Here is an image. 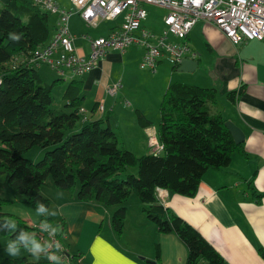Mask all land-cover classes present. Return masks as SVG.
I'll return each mask as SVG.
<instances>
[{"label": "crops", "instance_id": "0c3cea01", "mask_svg": "<svg viewBox=\"0 0 264 264\" xmlns=\"http://www.w3.org/2000/svg\"><path fill=\"white\" fill-rule=\"evenodd\" d=\"M67 1L68 6L57 5L71 9V3ZM47 19L51 35L56 16L51 14ZM119 23L120 19L100 21L89 27L77 13L71 14L68 29L74 36L73 46L77 53H88L83 35L104 36ZM186 41L190 53L183 58L197 62L191 71H178V64L173 66L167 58L161 57L153 72H140L136 66L142 48L129 45L122 52L108 51L93 69L73 76L81 84L85 122L102 119L116 130L124 148L136 156L149 154L152 152L146 141L147 132H156L158 106L167 85L171 81L206 88L217 85L215 107L243 132L244 154L233 153L226 167L207 169L193 196L162 189L165 197L161 203L191 225L219 253L225 264H264L257 252L260 247L264 249V195L258 202L251 196L252 187L257 192H264V38L234 45L213 24L198 20L187 33ZM38 68L37 73L44 83L59 78L55 72L54 76L45 77ZM62 81L61 78L54 86H64ZM116 81L120 83L119 89L115 95H107L105 85ZM240 84H243L242 93L229 101L226 93ZM99 101L103 104L100 114L95 110ZM136 110L149 121L148 125L139 124ZM55 193L59 199L51 211H56L57 215L47 217L60 225L62 241L67 252L75 256V264H185L184 246L173 234L157 232L155 225L143 215L141 203L132 201L130 196L125 203L122 230L116 234L110 224L115 205L80 201L74 194L61 190ZM19 217L29 225L40 223L27 210ZM3 242L6 248L8 241ZM154 243H157V256ZM2 253L0 264H4L7 257L18 256H25L27 264L45 263V256L35 259L22 250L18 256H10L5 249ZM199 264L208 263L200 261Z\"/></svg>", "mask_w": 264, "mask_h": 264}, {"label": "trees", "instance_id": "16d2710c", "mask_svg": "<svg viewBox=\"0 0 264 264\" xmlns=\"http://www.w3.org/2000/svg\"><path fill=\"white\" fill-rule=\"evenodd\" d=\"M9 33L18 34L12 41ZM50 37L47 13L31 0H0V175L22 202L36 209L38 203L48 207V199L39 189L50 177L57 190L77 185L75 198L96 201L104 206L115 205L110 224L118 234L123 227L125 203L132 193L143 204L145 218L157 232L171 233L184 246L185 264H225L219 253L187 222L164 207L156 197V189L168 193L193 196L202 174L207 169L229 165L233 153L244 154L243 142L235 144L224 126L226 118L215 107L217 85L201 87L171 81L159 102L156 140L158 153L134 155L121 146L116 130L102 119L82 121L77 109L82 97L80 81L70 78L61 98L63 107H51V89L61 78L44 83L36 68L17 65L4 70L3 63L15 55H28ZM176 66V65H173ZM243 91V84L228 91L233 101ZM137 121H149L136 110ZM51 146L34 163L23 155L32 146ZM128 167L136 172L125 173ZM264 195L251 188L255 202ZM5 201L0 198V205ZM0 223L12 220L17 231L35 233V227L15 215L2 216ZM39 222L48 217H40ZM60 226V225H59ZM14 232L0 231L9 240ZM62 241V230L56 234ZM157 256V243H154ZM264 260V249L258 248ZM74 255H72L73 257ZM4 264H27L25 256L5 258Z\"/></svg>", "mask_w": 264, "mask_h": 264}, {"label": "built area", "instance_id": "2783aa9c", "mask_svg": "<svg viewBox=\"0 0 264 264\" xmlns=\"http://www.w3.org/2000/svg\"><path fill=\"white\" fill-rule=\"evenodd\" d=\"M31 2L56 16L54 31L48 41L37 45L28 55H15L3 63L4 70H13L17 65L36 69L45 65L60 77L70 73L72 78L93 69L108 51L122 52L129 45H136L142 48L138 67L153 72L161 57L176 65L190 53L186 37L198 20L213 24L234 45L244 40L264 38V0H69L71 9L60 8L55 0ZM148 5L164 11L161 18L163 29L158 34L142 25ZM73 13H77L89 27L100 21L120 19V23L104 36L83 35L88 44V53L83 55L77 53L73 46L74 36L68 29V19ZM1 77L0 73V84ZM119 87L120 83L116 81L105 85L104 90L113 96ZM95 110L102 113V101L97 103ZM76 113L85 121L86 111L82 106ZM146 141L152 153L161 150L155 132H147ZM156 197L160 203L163 201L165 194L162 189H156ZM39 224L31 225L35 227L39 240H55L62 245V250L57 253L61 256L60 264H75V256L67 252L60 238L41 232Z\"/></svg>", "mask_w": 264, "mask_h": 264}, {"label": "rangeland", "instance_id": "374dc122", "mask_svg": "<svg viewBox=\"0 0 264 264\" xmlns=\"http://www.w3.org/2000/svg\"><path fill=\"white\" fill-rule=\"evenodd\" d=\"M55 2L57 4H60L61 6H68V4H69L67 0H55ZM146 12H147L146 18H145V20L142 21L144 26L151 29L154 32H161V30L163 29L162 28L163 24L160 20L164 14V11H162V9H160V8L148 5V6H146ZM47 16H51V14L48 13ZM136 68L140 72L146 71V70L139 69L138 66H136ZM38 71L41 72V74H43L45 77H48V76L52 77L55 75L54 71H52L51 69H49L48 67H46L44 65H40L38 68ZM58 77L60 78V76H58ZM61 78L63 79L62 82H64V84H65L71 78V74L67 73L65 77H61ZM63 87H64L63 84L62 85H56V86L52 87V89H51V94L53 97V100L51 102L52 108L67 110L63 107L64 104L62 103V100L60 98L61 89H63ZM218 106L220 107L219 104H218ZM50 148H51V146L40 147L38 145H34L29 150H27V152L23 155V157L25 159H27L28 161L34 163V162L40 160L42 158L44 152L46 150H49ZM135 172H136V170L134 167H128L126 169L125 173L135 174ZM55 191H59V190H57L56 188L53 187V185L51 184L50 177H47L45 180V184L42 185L41 188L39 189V193L43 197L47 198L48 202H50V206H49L50 211L52 210V206L54 205L55 201L59 199V196L57 195V193H55ZM61 191H65L69 195L74 194V196H75L76 191H77L76 182H75V185L73 187H71V189H66V190H61ZM130 197H131L132 201L134 200L138 203H141V202H139V200H137V198L132 193L130 194ZM0 198L5 200L0 205V212L3 213L2 216L6 217V216L12 214V215L19 217L21 212L27 210L29 212V214L33 216L34 219H37V218L39 219V216H37L36 211L34 209H32L30 206H28L27 204H25L24 202H22V195L14 193L12 191V189L3 181V178L1 175H0ZM141 205L143 206L142 203H141ZM142 206H141V208H142ZM134 211L135 210H132V213H134ZM143 215H144V213H143ZM31 233H33V232H31ZM3 241H9V240H8L7 236L0 235V258L4 256L3 255L4 253H2V249H5V247H4L5 242H3ZM22 251L24 252V250H22ZM44 258H45L44 264H51V262H49L46 257H44ZM40 259H42V258L40 257Z\"/></svg>", "mask_w": 264, "mask_h": 264}, {"label": "clouds", "instance_id": "9594fccd", "mask_svg": "<svg viewBox=\"0 0 264 264\" xmlns=\"http://www.w3.org/2000/svg\"><path fill=\"white\" fill-rule=\"evenodd\" d=\"M12 41H19L18 34L9 33ZM36 214L40 217L56 216V211H50L43 203H38L36 206ZM41 232H46L49 237H55L59 231V225H53L47 220H43L39 224ZM0 231L14 232L15 238L8 241L5 251L10 256H18L21 250L31 254L34 258L39 259L42 255L47 258L51 264H60L61 256L57 253L62 250V245L59 241H41L37 238L35 233H28L22 229L17 231V225L12 220H5L0 223ZM55 249V251H53Z\"/></svg>", "mask_w": 264, "mask_h": 264}, {"label": "water", "instance_id": "95a60500", "mask_svg": "<svg viewBox=\"0 0 264 264\" xmlns=\"http://www.w3.org/2000/svg\"><path fill=\"white\" fill-rule=\"evenodd\" d=\"M196 64H197L196 60H193L191 58H182L178 62L177 70L178 71H191L196 66ZM224 126L228 130V132L230 133L231 138L235 144H239V143L243 142L244 134L239 127H237L230 120H225ZM149 263L155 264L153 262H149Z\"/></svg>", "mask_w": 264, "mask_h": 264}]
</instances>
